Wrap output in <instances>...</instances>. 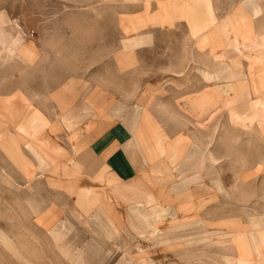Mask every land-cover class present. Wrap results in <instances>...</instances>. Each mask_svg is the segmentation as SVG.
I'll return each mask as SVG.
<instances>
[{"label": "crops", "instance_id": "1", "mask_svg": "<svg viewBox=\"0 0 264 264\" xmlns=\"http://www.w3.org/2000/svg\"><path fill=\"white\" fill-rule=\"evenodd\" d=\"M169 1L126 0L106 25L112 0H0V240L13 241L17 263L50 257L35 242L55 241L52 227L77 209L102 235L99 250L119 247L122 228L165 241L177 264H198L201 254L223 258L206 247L231 231L236 264H264L263 212L235 216L246 226L232 230V214L203 215L216 190L229 199L223 176L257 186L264 175V0ZM81 31L116 38L82 41ZM228 112L244 125L231 114L253 117L256 131L233 139L224 121L217 132L216 114ZM196 174L206 176L194 187L202 199L174 201Z\"/></svg>", "mask_w": 264, "mask_h": 264}, {"label": "rangeland", "instance_id": "2", "mask_svg": "<svg viewBox=\"0 0 264 264\" xmlns=\"http://www.w3.org/2000/svg\"><path fill=\"white\" fill-rule=\"evenodd\" d=\"M112 1H115V2L113 3L104 2V4L102 5V8L105 10V14L108 15V16L103 17V23H105L106 25L111 24V23H108L107 20L112 21L113 19L111 16H109L110 13H107L108 11H111L108 9H112V10L128 9L126 0H112ZM166 1H168L169 3L171 2L169 0H166ZM161 3L160 1L156 2L155 4L152 5V8L154 9L156 7L159 8L158 4L161 5ZM240 3H242V0H232L233 9L235 8L236 5ZM216 4H222V1L216 0ZM150 5L151 4H149L148 6ZM138 6H139V2L137 1L136 3L137 9H138ZM80 7H85V6H80ZM87 7H90V6H87ZM98 8H100V3H98ZM72 24H73V29H74L76 26L86 25L89 23L87 20H84L82 22H73ZM182 24H187L185 19L182 22ZM111 34L113 35V38H116V35L114 32L113 33L112 32L100 33V32H92V31L91 32L81 31L77 33V36H79L82 41H91V40H99V39L108 40ZM120 36H122L121 33H120ZM202 49L203 47L200 48L199 54L195 53L196 57H199L201 60L202 58L205 57L204 53L206 52V50H202ZM180 51L181 52L183 51V57H186L189 55V50L187 48H182ZM232 53L234 55V52ZM156 55H158V53H156ZM218 66L219 65H216V67ZM85 67H88V66H85ZM137 106H140V105H137ZM217 112H218V109H217ZM163 114L165 113H159V115H163ZM229 114H230L229 112L224 115L222 113L216 114L217 132H222V131L224 132L226 131V129H228L227 132H229V135L231 136V138L235 139L237 138L235 135L240 136L241 132H243L244 134L246 132L252 133L256 131L254 126L251 124L253 117H249V118L240 117L239 114H236L234 112H233V115L231 114L233 120H236L238 117V119L242 118L241 120L245 119V120H248V122L251 121L248 125H244V123L242 124V123L232 122L230 120ZM182 119L186 120V117L183 115ZM224 121L227 122V125L229 128H226L223 130ZM198 126H199L198 135L202 136L203 135L202 130L203 129L206 130L209 124L207 120H204V121L198 122ZM262 131L264 135L263 128H262ZM222 171L232 173V170H230L229 167H223ZM196 175H199L197 177L199 178L198 180H190L189 182H187V187L184 188V190H179L180 192H184L186 190L190 193V195H187V196L180 195L181 197L179 199L177 198L174 199V201H179V202L184 201L185 202L187 200L197 201L198 199H202V198H198V195L194 192V187L196 186L204 187V186H199V184L201 185V182H205L206 176L202 174H196ZM223 178L226 182L227 187L229 188L230 194L226 190L227 194L229 195V199L219 194V192L216 190L215 199L210 200L208 204H204L205 207L203 206L204 207L203 215L205 217L206 216L211 217V220H215V222L217 223H222L224 220H227L228 217H225L223 218V220H220L222 219L221 217L232 214L230 215L232 216L230 218L231 221L225 223L226 224L225 226L223 225L224 230H227L229 228L230 230H232L233 228L234 229L238 228V226H241V227L246 226V225H240V221L235 216H242L244 218L245 217L249 218V217L254 216L255 214L262 215L260 212L264 213V175L260 179H258L257 186H255V184L251 186L250 183H247V185L240 183L238 180V177L236 178L234 176H223ZM220 180L222 181L221 177H220ZM222 184L224 186L223 181H222ZM166 189L170 190L171 194L173 195L177 194V192L172 191V189H169L168 187H166ZM238 199L242 203H240ZM97 210H99V208H97ZM126 211L127 210L125 209H121L123 220L126 219V214H125ZM70 214H71V217H68V218L71 221H69L65 216H63V218L59 220L57 224H55L52 227L51 232L55 236V241L49 242L45 240V241H42L41 244L39 242H35V245L39 244V247L44 248L47 253L51 254V256L43 257L40 255L38 257H30V260L32 259L31 260L32 262L25 261L23 262V264H97L100 261H102L101 264H137V263L138 264H142V263L177 264L175 263L177 258L175 257V255L171 254L173 253V251H170L174 249H169V247L166 248V245L168 243L166 244L165 241H160L158 238H153V239L146 238L143 234L141 233L138 234L130 230L129 231L130 235L132 237H135V238H131V236H128L122 228L121 230H118V233H119L118 242L120 243L119 247L114 246L112 247V249H110L106 245H104L103 246L104 248L102 250H99L100 247L99 246L97 247V245L103 242V240H101L100 238L102 237V235L96 234V232H94L95 227L93 226V223L90 217L87 216L86 218L85 216H83L84 213L81 214L79 211H77V209H72V213ZM60 222L62 223V225L59 224ZM64 227L67 228V233L61 234V230ZM210 227H212V225ZM218 229H219V225H218V228L214 230H210V232H215V233L221 232V230H218ZM98 230L100 231V228H98ZM1 231L6 235V233L3 230ZM109 235L107 236L105 234V237L112 238L111 234ZM230 235L231 236L228 241L224 239L215 238L212 241V244L206 247V248H209L210 252L214 253L217 257H223V258H211L208 255L201 254L200 257L197 258L199 261L198 264H202V262L204 261H209L211 264H215V263L217 264V261L219 259L223 260L225 258L227 261L229 260L232 264L234 263L236 264L240 262V259H242L241 253H240L242 248L240 247L239 244H237V240L235 238V235H236L235 232L230 231ZM136 238H139V240L142 241L141 245H138L140 242ZM8 239H10V237ZM69 241H72L71 243L75 244V248H71L69 244H67ZM11 242L13 243V241H9V240L6 242L0 240V250L1 251L4 249L6 250V252L4 253L5 255L1 256L0 258L4 261V264H21V263H17L16 258L14 256H9V253L7 252V250L10 249L9 247L10 244H12ZM29 243L32 244V242H29ZM137 245L139 246L138 253L135 251L137 250ZM201 252H204V251H201ZM233 252H236L235 256H231V254H234ZM107 255H111V256L108 257ZM116 256H119V257H116ZM190 263H191V260L185 261V264H190ZM249 264H256V260L252 261Z\"/></svg>", "mask_w": 264, "mask_h": 264}, {"label": "bare ground", "instance_id": "3", "mask_svg": "<svg viewBox=\"0 0 264 264\" xmlns=\"http://www.w3.org/2000/svg\"><path fill=\"white\" fill-rule=\"evenodd\" d=\"M263 264V263H262Z\"/></svg>", "mask_w": 264, "mask_h": 264}]
</instances>
